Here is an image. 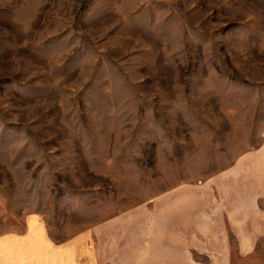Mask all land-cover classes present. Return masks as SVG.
<instances>
[{"label": "rangeland", "instance_id": "rangeland-1", "mask_svg": "<svg viewBox=\"0 0 264 264\" xmlns=\"http://www.w3.org/2000/svg\"><path fill=\"white\" fill-rule=\"evenodd\" d=\"M262 141L264 0H0V234L156 214Z\"/></svg>", "mask_w": 264, "mask_h": 264}, {"label": "crops", "instance_id": "crops-1", "mask_svg": "<svg viewBox=\"0 0 264 264\" xmlns=\"http://www.w3.org/2000/svg\"><path fill=\"white\" fill-rule=\"evenodd\" d=\"M237 162L217 183L183 187L156 214L63 241L33 212L0 234V264H231L235 243L247 253L264 235V141Z\"/></svg>", "mask_w": 264, "mask_h": 264}]
</instances>
